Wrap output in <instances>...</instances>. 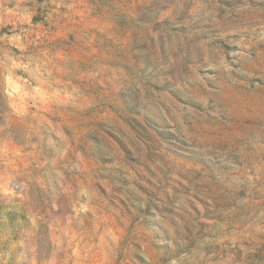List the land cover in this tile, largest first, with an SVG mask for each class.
<instances>
[{
	"label": "rangeland",
	"instance_id": "374dc122",
	"mask_svg": "<svg viewBox=\"0 0 264 264\" xmlns=\"http://www.w3.org/2000/svg\"><path fill=\"white\" fill-rule=\"evenodd\" d=\"M0 264H264V0H0Z\"/></svg>",
	"mask_w": 264,
	"mask_h": 264
}]
</instances>
